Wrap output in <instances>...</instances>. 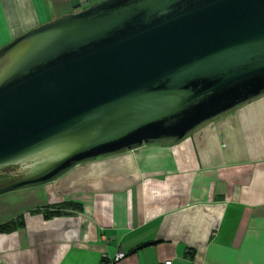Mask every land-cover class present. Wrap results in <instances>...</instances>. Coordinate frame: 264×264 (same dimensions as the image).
Listing matches in <instances>:
<instances>
[{
    "label": "water",
    "instance_id": "95a60500",
    "mask_svg": "<svg viewBox=\"0 0 264 264\" xmlns=\"http://www.w3.org/2000/svg\"><path fill=\"white\" fill-rule=\"evenodd\" d=\"M262 95L264 0H99L0 48V194Z\"/></svg>",
    "mask_w": 264,
    "mask_h": 264
},
{
    "label": "crops",
    "instance_id": "0c3cea01",
    "mask_svg": "<svg viewBox=\"0 0 264 264\" xmlns=\"http://www.w3.org/2000/svg\"><path fill=\"white\" fill-rule=\"evenodd\" d=\"M97 1L0 0V12L13 38L41 24V11L57 18ZM59 208L65 214L45 216ZM0 225V264H100L118 251L126 256L114 264H264V95L178 142L0 194Z\"/></svg>",
    "mask_w": 264,
    "mask_h": 264
},
{
    "label": "rangeland",
    "instance_id": "374dc122",
    "mask_svg": "<svg viewBox=\"0 0 264 264\" xmlns=\"http://www.w3.org/2000/svg\"><path fill=\"white\" fill-rule=\"evenodd\" d=\"M23 12H25V11H23ZM25 13H29V11H26ZM40 13H41V14H39L40 18H38V19L44 20L42 23L40 22L41 24L55 19V18H52L51 16H48L46 13H44L42 11ZM20 19H21V22H23L21 25L24 24L27 27H29V26L31 27V25H33L34 22L36 21L35 18L30 13L28 15L21 16ZM9 25H11L10 18H6L3 15V12H0V48L4 45V43L9 42V41L13 40L14 38H16L17 36L20 35L19 34L15 37L11 38V31H9V29H10ZM25 26H21L22 31L25 28ZM32 28H34V27H32ZM32 28H30V29H32ZM18 29H20V28H18ZM30 29H28V30H30ZM28 30H26V31H28Z\"/></svg>",
    "mask_w": 264,
    "mask_h": 264
},
{
    "label": "built area",
    "instance_id": "2783aa9c",
    "mask_svg": "<svg viewBox=\"0 0 264 264\" xmlns=\"http://www.w3.org/2000/svg\"><path fill=\"white\" fill-rule=\"evenodd\" d=\"M126 253L124 251H118L113 257H106L100 264H114L116 261L124 258ZM165 264H172L171 260H167Z\"/></svg>",
    "mask_w": 264,
    "mask_h": 264
},
{
    "label": "trees",
    "instance_id": "16d2710c",
    "mask_svg": "<svg viewBox=\"0 0 264 264\" xmlns=\"http://www.w3.org/2000/svg\"><path fill=\"white\" fill-rule=\"evenodd\" d=\"M72 206H73V203H68V204H66V207H67V208H70V207H72ZM61 214H65V212L62 211V210H60V208H59V209H56V210H54V211H46V212H45V216H46V217H51V216L61 215ZM4 229H7V227H5V226H3V225H0V230L2 231V230H4ZM144 245H147V244H144Z\"/></svg>",
    "mask_w": 264,
    "mask_h": 264
}]
</instances>
